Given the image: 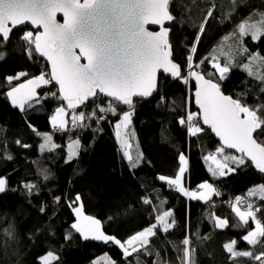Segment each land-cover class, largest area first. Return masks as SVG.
<instances>
[{"label": "trees", "instance_id": "trees-1", "mask_svg": "<svg viewBox=\"0 0 264 264\" xmlns=\"http://www.w3.org/2000/svg\"><path fill=\"white\" fill-rule=\"evenodd\" d=\"M171 11L175 17L171 27L174 60L185 75L191 56L190 73L202 72L215 80L224 93L250 109L264 105V82L257 78L264 75V34L255 41L251 35L245 37L247 52L243 59L253 63L251 71L231 66L226 78L218 80L220 73L211 57L213 47L240 23L264 14V0H173ZM27 31L33 32L34 40L36 32L30 28L15 31L8 43L0 39V178H6L8 188L15 190L0 194V264H43L40 258L48 251L58 256L49 264H95L106 253L112 264H182L180 249L185 247V238L191 241L188 247L195 250V264H262L264 256L257 261L251 256L233 255L224 245L235 240L236 252L261 255L264 251V244L243 240L244 235L255 230V222L243 224L233 211L234 207L245 211L248 203L264 210V200L259 195H248L251 188L264 185V173L245 159L246 166L239 167L228 161L229 167L236 168L229 176L213 177L209 168L216 167L204 157L216 155L222 144L203 126L192 83L183 85L162 75L156 95L148 100L125 106L98 95L75 111L67 107L66 101L50 96L53 92L60 96L59 88L51 83L39 89L40 97H49L47 100L21 110L11 103L7 92L49 72L48 64L34 51V43L30 48L23 41ZM193 47L195 52L191 51ZM19 73L25 75L9 85L7 78ZM60 106L69 110V118L80 112L87 116L95 111L96 115L76 120L75 125L70 118L63 132L42 127V133L17 121L23 116L35 124L46 120ZM100 108L106 111L101 113ZM126 111L133 115L126 131L127 143L117 137L115 126ZM193 113L203 129L195 136L188 132L187 122V116ZM96 117L102 118L97 122ZM182 119L184 124L180 123ZM48 132L52 135L50 141L43 137ZM74 139H79L81 145L77 157L69 160L68 144ZM256 139L264 144V135L256 133ZM137 149L141 154H135ZM124 151L138 163L136 168L130 166ZM181 153L187 159L182 187L201 190L200 184L209 183L218 195L193 200L158 179L161 175L175 178ZM224 153L236 155L227 149ZM26 184L34 186L31 194ZM238 196L243 202L237 203ZM145 199L150 203H142ZM79 203L86 215L99 220L104 230L122 243L152 224L157 225L155 235L129 257L115 243L86 241L72 228L77 223L74 207ZM164 212L173 214L164 217L172 225L167 232L156 219ZM260 216L264 219V211ZM220 221H226V225L218 227ZM10 226L8 235L5 230Z\"/></svg>", "mask_w": 264, "mask_h": 264}, {"label": "snow or ice", "instance_id": "snow-or-ice-1", "mask_svg": "<svg viewBox=\"0 0 264 264\" xmlns=\"http://www.w3.org/2000/svg\"><path fill=\"white\" fill-rule=\"evenodd\" d=\"M168 0H0V39L7 42L10 39L12 31L18 27L24 26L25 22L31 25L43 28V45L42 34L37 31L34 40L32 31H27L23 35V41L31 45L35 44L34 51L41 56L47 57L51 62V71L47 73V78L42 74L34 79H30L26 84H20L11 87L7 92V97L11 98L12 104L17 106V96L21 89L28 88V93L24 100L18 106L21 110L25 109V104L31 108L39 105L42 101L49 97H39L36 89L41 85H48L55 81L59 85V91L62 96L57 97V93H51V97H56L67 101V107L75 111L80 105H84L90 97L99 93H105L108 97H112L115 101L124 105H132V96L147 97L152 95L156 90L155 79L157 69H162L164 73L171 72L173 77L179 76L178 65L168 60L170 50L168 40V28H162L158 33H152L145 29L146 23L153 25H162L164 20L172 21L174 18L167 12ZM62 13L64 17L63 23H58L56 14ZM11 22V27L9 23ZM203 31V26H201ZM245 24L239 25V35H246ZM261 33L253 32L252 39L258 40ZM199 37H197V40ZM79 49V54L77 53ZM247 52V49H242ZM192 52H195L193 47ZM87 60L86 64L80 63L81 58ZM2 58V55H0ZM255 58V57H253ZM192 57H188L189 67L191 66ZM203 62V61H202ZM220 75L218 80L226 78L229 68L227 66L220 67L215 65ZM245 68L248 66L245 65ZM25 75L19 73L17 76L8 77L7 82L11 85L12 81L19 79ZM191 76L198 80L197 90L195 92L196 103L203 111V123L210 125L211 130L220 137L229 149H236L244 155H226L224 163L216 160L215 156L204 157L205 160L212 159L216 164V168H209L213 177L225 176L229 172H233L236 168L229 167L228 161L236 166H246L245 159H249L260 173H264V144L257 142L253 138V132L259 130L257 135H264V105L259 108H249L242 105L239 100H233L229 96H224L218 83H214L212 79H204L195 72L190 73ZM249 75H252L249 72ZM264 82V75L257 77ZM203 80L204 86L201 87L199 81ZM187 83V78H185ZM31 86V87H29ZM139 89V91H135ZM264 92V88H261ZM63 107L55 109L56 115L51 118L52 126L57 131L63 132L65 121L59 119L64 113ZM101 113L106 109L100 108ZM115 115V110L111 109ZM258 112L260 115H258ZM240 113L244 114L242 119ZM96 115L95 111L91 115L84 112L78 114L79 120L92 119ZM131 112H124L121 123L127 125L130 122ZM102 117H96L97 122ZM77 117L73 118L75 125ZM188 132L195 136L203 131L196 121V115L189 114L187 116ZM121 123L116 124V128L121 127ZM181 124L185 121L182 119ZM88 125H80L87 127ZM39 135V133H37ZM120 133L117 131V137ZM47 141L51 140V136L44 134ZM78 144L79 141H76ZM21 147H28L21 145ZM43 147V146H42ZM217 153L224 152V147L217 148ZM124 156L130 161V166L136 168L137 162L132 161L127 151ZM11 159V157H8ZM179 171L174 179L166 176H159L160 181L166 182L178 192L193 200L205 199V194H198L197 191H188L182 187L181 181L186 172L187 159L184 154L179 157ZM7 180L0 178V194L6 191H15L6 187ZM32 193L33 185H25ZM200 189H207L209 192L219 194L209 183L199 185ZM249 196L259 195L260 200H264V185L258 188L250 189ZM59 200V197L55 198ZM79 201L80 197L77 196ZM237 203H241L242 198L236 197ZM144 204L150 201L145 199ZM246 211H240L233 208V211L239 217L243 224H248L249 220L255 222V230L249 231L243 236V240L248 244H264V226L257 217V213L264 211L254 203L247 204ZM76 215H81V209H75ZM171 212H164L163 216H157L156 219L161 222L165 232L172 226L165 222L164 217L172 216ZM87 222L84 225L74 223L72 228L80 233L84 240L103 241L105 243H115L123 250V255L129 257L137 253L139 248H143L147 244L146 237L154 236L156 224L145 228L142 231L130 236L123 243L110 235H105L100 230V221L93 217H84ZM173 219V223H174ZM226 225V221H220L219 226ZM242 226V225H241ZM11 235V226L5 230ZM191 241L188 238L183 239L182 244L185 246L180 251L183 252L181 257L182 264H195L194 249L188 246ZM233 240L229 244H225L224 248L228 253L238 256H251L255 260L260 261L264 256L255 255L252 252L243 251L236 252ZM43 264H49V260H58L52 251H48L46 256L40 258ZM264 264V261H262Z\"/></svg>", "mask_w": 264, "mask_h": 264}, {"label": "rangeland", "instance_id": "rangeland-1", "mask_svg": "<svg viewBox=\"0 0 264 264\" xmlns=\"http://www.w3.org/2000/svg\"><path fill=\"white\" fill-rule=\"evenodd\" d=\"M241 24H245V32L247 33L246 35H251L252 36V33L253 32H259V33H261V35H260V37H261L264 34V14L260 15V17L253 16V17H251V18H249L247 20H244L242 23H240V25ZM246 35H243L242 37L239 35V26H238L235 31H233L229 35L225 36L220 42H218L213 47V49L211 50L212 63L214 64V66L215 65H219L220 67L227 66L228 68H230L231 66H237V67L244 68V69H247V70L251 71V68H252L251 66L253 65V63H248L247 62V59H245V60L243 59L245 57L244 56L245 55V52L242 49L247 48L246 41H245V36ZM245 65H247L248 67L245 68L244 67ZM253 68H255V65L253 66ZM191 69H192V65L189 68L188 75L190 74ZM36 77H38V76H36ZM34 78H31V79H34ZM28 80H30V79H28ZM28 80L24 81L21 84H26ZM50 84H48V85H41V87H39V88L36 89V92H37V94H38L39 97L42 95V94L39 93V89L40 88H44V87H48V86H50ZM29 87H31V86H29ZM28 90H29L28 88H23V89H21V91L19 93H16L15 94L17 96V101H18L17 106H15V107H18L19 108L18 104L21 101L24 100L25 96L28 93ZM45 95H47V94H45ZM43 97H46V96H43ZM9 99L11 101V98H9ZM44 100H47V98L44 99ZM11 103H12V101H11ZM51 104H52V101H51ZM27 105L28 104L26 103L25 104V108H26ZM60 107H63L64 110H65L64 113L59 117V119H63L65 121L64 128H67L68 127V125L70 123V118L72 119V121H73V118L74 117H77L76 120H79L78 119V114L79 113H73L71 115V117L69 118V116H68L69 110L65 106H60ZM53 115H56V112L55 111L49 117H46L45 118L46 120H42V119L41 120H38L37 122H34L35 124H33L30 121H27L26 119H24L23 116H22L23 119L22 118H19L17 121H19L20 123H21V121H24L25 125H28L31 128L39 129V128H42V127H49L50 126L52 129H54L53 126H52V122H51V118H52ZM79 121H81V120H79ZM121 121H122V117L120 118V120H118L116 122V124L117 123H121ZM116 124H115V126H116ZM43 130L45 131V128ZM116 131H119V133H120L119 138H120L121 141H123L124 140L125 130L122 128V123H121V127L119 129L116 128ZM54 132H57V130L54 129ZM42 133H45V132H42ZM50 133L51 132H48V135H50L52 137V135ZM126 136H127V134H126ZM76 141H79V139H74V140L70 141L69 144H68V159L69 160H72V159L76 158L77 155H78V153H79V149H80V145L81 144H80V141H79L78 144L76 143ZM135 154L136 155L137 154H141V151L139 149H137L135 151ZM226 155H234V154L221 152V153L218 154V156H215V158L220 163H224L223 158ZM235 156H238V155H235ZM208 161H210V163L212 165H214L213 167L216 166V164L213 162L212 159L211 160L208 159ZM234 172L235 171L229 172L225 176H229L231 173H234ZM183 179H184V176L182 178L181 184H183ZM259 186L260 185H257V186H255V187H253L251 189L258 188ZM6 187L8 188V182H7ZM191 191H197L198 194L204 193L205 194V198H207L206 197V195L208 194V190L207 189L191 190ZM203 200H205V199H203ZM76 208H80L81 209V215L80 216H77L76 215L77 216V223H80L81 225L86 224L87 222L84 220V217H90V216H88V215L85 214L84 209H83V206H82L81 203H79V205H77L76 207H74V212H75V209ZM246 210H247V208H246ZM75 214H76V212H75ZM99 227H100V230L105 235H110V234H108L104 230L101 222H100ZM146 239H147V241L150 240V236L146 237ZM53 254L56 257H58L55 252H53ZM46 255L47 254H45L44 256H46ZM54 261L55 260H51L50 259L49 260V263H52ZM96 263L97 264H100V263L112 264L113 263V260L110 258L109 254L106 253L102 257L98 258L96 260Z\"/></svg>", "mask_w": 264, "mask_h": 264}, {"label": "water", "instance_id": "water-1", "mask_svg": "<svg viewBox=\"0 0 264 264\" xmlns=\"http://www.w3.org/2000/svg\"><path fill=\"white\" fill-rule=\"evenodd\" d=\"M172 1H173V0H168V5H167V9H166V10H167V12H168L171 16H173L174 19H173L172 21L164 20L163 23H162V25H153V24H151V23H146V24H145V29H146L147 31H149V32H152V33H158V32L161 31L162 28H168L169 31H168V35H167L166 39L168 40V44H169V49H168V50H170V53H171L170 56L168 57V60H170L172 63L178 65L179 76H177V77H173V76L171 75V72H169V73H164L162 69H159V68H158V69H157V72H156V79H155V87H156V90L152 92V95L147 96V97H140V96L134 94V95L132 96V101H133V104H134L137 100H148V99L154 97V96L156 95L157 91H158L159 83H160V78H161L162 75H164L165 77H170V79H172V80H177V81H179V82H180L181 84H183V85H188V84L192 83V84L194 85L193 98H194V101H195V104H196V107H197L198 113H199V115H200V117H201V120H202V123H203V119H202L203 111H202V109L199 107V105L196 103V99H197V98H196V96H195V92H196V90H197L198 80H197L196 77H193V76H191L190 74H189V75H185V73H184V71H183L181 65H180L178 62H176V61L174 60L173 48H172V44H171V33H172V28H171V27H172V24H173V22H174V20H175V17H174V14H173L172 11H171V3H172ZM82 2H83V0H81V3H82ZM56 20H57L58 23H63V22H64L63 14H62V13H57V14H56ZM11 26H12V25H11V22H10V23H9V27H11ZM26 28H30V29L34 30V31L36 32L35 35L37 34V31H39V32L42 34V41H41V43H42V45H43V28H42V26L39 27V28L37 29L36 26L31 25V23H30V22H27V21L25 22L24 26H22V27H18V28H16V29H14V30L12 31V33L10 34V38H11L12 34H13L15 31H18V30H21V29H26ZM34 38H35V36H34ZM9 40H10V39H9ZM6 43H8V41H7ZM34 46H35V44H34ZM76 51H77V53L79 54V49H77ZM36 53H37V52H36ZM37 55H38L41 59H43V60L48 64L49 72H50V71H51V62L47 59V57L41 56L39 53H37ZM80 63H82V64H86V63H87V60H86L85 58L82 57L81 60H80ZM192 72L197 73L199 76H203L204 79H209V78H207V77H206L202 72H200V71L195 70V71H192ZM185 78H187V83H185ZM212 81H213L214 83H217L215 80H212ZM52 83H53L54 85H56V86L59 88V85L56 84L55 81H53ZM199 84H200L201 87H203V86H204V84H203V80H200V81H199ZM219 87H220V85H219ZM135 91H139V89H135ZM220 91H221V93H222L224 96H229V97H231L233 100H236V99L233 98L232 96H230V95L224 93V92L221 90V88H220ZM59 93H60V91H59ZM62 95H63V94L60 93V96H62ZM98 95L104 96V97H105L108 101H110V102H117V101H115L112 97H108L105 93H99V91L97 90V95H96V96H94V97H90L88 101H85V104H84V105H80L76 110H81V109H82V108H83L88 102H90V101H92L93 99H95ZM66 103H67V101H66ZM117 103L122 104V103H120V102H117ZM133 104H132V105H133ZM122 105H124V104H122ZM132 105H131V106H132ZM125 106H128V105H125ZM129 106H130V105H129ZM240 116H241L242 119L244 118V114H243V113H240ZM203 126H204L206 129L212 131L210 125H206V124L203 123ZM212 132H213V131H212ZM256 133H257V131H254L253 134H252L254 139H256ZM213 134H214V135L218 138V140L221 142V144H222V146L224 147V149H227V150H229V151H231V152H233V153H235L236 155H239V156L244 155V154H242V153H239L236 149H229V148H227V146H226V144L224 143V141H222V140L220 139V137L216 135L215 132H213ZM256 140H257V139H256ZM257 142H258V140H257ZM247 160H249V159H247ZM249 161H250V160H249ZM254 166H255V165H254Z\"/></svg>", "mask_w": 264, "mask_h": 264}, {"label": "crops", "instance_id": "crops-1", "mask_svg": "<svg viewBox=\"0 0 264 264\" xmlns=\"http://www.w3.org/2000/svg\"><path fill=\"white\" fill-rule=\"evenodd\" d=\"M247 36H248V35H246L245 37H247ZM126 112H128V111H126ZM130 112H131V111H130ZM121 117H123V114H122ZM130 118H131V117H130ZM129 126H130L129 123H127V125H125V124L122 123V128L125 130L124 140H123L125 143H127V141H129L128 138H127V136H126V133H127L126 131H127V129H128ZM49 128H51V127L49 126ZM37 130H38L39 132H44V130H43V129H40V128L37 129ZM125 145H126V144H125ZM213 193H214V192H209V191H208V194L206 195V197L209 198ZM207 198H206V199H207ZM152 237H153V236H150V239H151Z\"/></svg>", "mask_w": 264, "mask_h": 264}, {"label": "built area", "instance_id": "built-area-1", "mask_svg": "<svg viewBox=\"0 0 264 264\" xmlns=\"http://www.w3.org/2000/svg\"><path fill=\"white\" fill-rule=\"evenodd\" d=\"M47 73H50V72H44L43 74L45 75V78H47ZM133 116V115H131ZM257 217L261 220V223L263 224L264 223V219L260 216V212L257 213Z\"/></svg>", "mask_w": 264, "mask_h": 264}]
</instances>
